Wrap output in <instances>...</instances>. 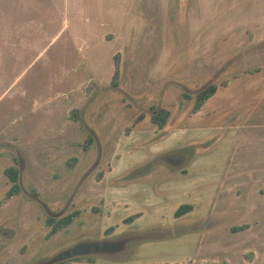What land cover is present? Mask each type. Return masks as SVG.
<instances>
[{
	"label": "rangeland",
	"instance_id": "rangeland-1",
	"mask_svg": "<svg viewBox=\"0 0 264 264\" xmlns=\"http://www.w3.org/2000/svg\"><path fill=\"white\" fill-rule=\"evenodd\" d=\"M68 261L264 264V0H0V264Z\"/></svg>",
	"mask_w": 264,
	"mask_h": 264
},
{
	"label": "trees",
	"instance_id": "trees-1",
	"mask_svg": "<svg viewBox=\"0 0 264 264\" xmlns=\"http://www.w3.org/2000/svg\"><path fill=\"white\" fill-rule=\"evenodd\" d=\"M217 90V85L214 83L208 84L201 88L195 94L193 110H198L201 105ZM166 115L167 112L165 110H160L151 116V120L158 125V127H163L166 122ZM4 173L9 177L11 183L10 188L5 193V198H9L17 193L20 192V185H19V169L16 166H8L4 169ZM192 209V204L190 203H182L180 204L177 209L174 211V216L178 217L182 214L190 211ZM134 216V215H133ZM245 226H237L234 229H242ZM70 264V262H66ZM50 264H64L63 262H53Z\"/></svg>",
	"mask_w": 264,
	"mask_h": 264
}]
</instances>
